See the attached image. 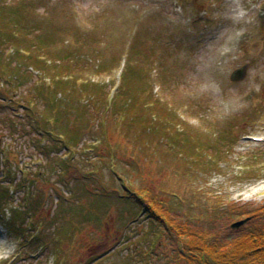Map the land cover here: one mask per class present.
<instances>
[{"label": "rangeland", "instance_id": "374dc122", "mask_svg": "<svg viewBox=\"0 0 264 264\" xmlns=\"http://www.w3.org/2000/svg\"><path fill=\"white\" fill-rule=\"evenodd\" d=\"M0 72V264L264 234V0H0Z\"/></svg>", "mask_w": 264, "mask_h": 264}, {"label": "trees", "instance_id": "16d2710c", "mask_svg": "<svg viewBox=\"0 0 264 264\" xmlns=\"http://www.w3.org/2000/svg\"><path fill=\"white\" fill-rule=\"evenodd\" d=\"M125 72L126 70H123L122 75ZM0 74L3 76L2 78L6 80L4 78L6 74L1 72ZM55 83L62 85L66 84L59 80H56ZM146 198L143 197V203L146 205L143 210L146 211V208L149 209L150 216L154 217V219L158 220L161 224L164 223L168 226L163 217L156 212L158 208H154L152 204L149 205V203L146 202ZM141 206H143L142 203ZM12 222V219H10L9 224ZM16 230L17 229H14L13 231L15 232ZM170 231L175 235L177 240H179V243L181 242L178 258L186 264H264V234L247 236L246 238L224 245H218L213 244L207 236L201 232L191 233L188 230L176 232V230L174 233L172 229H169V232Z\"/></svg>", "mask_w": 264, "mask_h": 264}, {"label": "water", "instance_id": "95a60500", "mask_svg": "<svg viewBox=\"0 0 264 264\" xmlns=\"http://www.w3.org/2000/svg\"><path fill=\"white\" fill-rule=\"evenodd\" d=\"M247 68L248 65H243L242 67L236 69L235 71H233L229 77V80L231 82H237V81H242L247 73ZM245 221H241L239 223L233 224L232 228L236 229L238 227H240Z\"/></svg>", "mask_w": 264, "mask_h": 264}, {"label": "bare ground", "instance_id": "6f19581e", "mask_svg": "<svg viewBox=\"0 0 264 264\" xmlns=\"http://www.w3.org/2000/svg\"><path fill=\"white\" fill-rule=\"evenodd\" d=\"M233 1H235V2L238 3L240 0H233ZM241 17H242V16H235L233 20H235V21H236L237 19H240V20H241V19L243 18V17H242V18H241ZM235 38H236V36L234 35V33H232L231 36H230V39H229L228 42H227V45H228V46L233 45V44H234V41H235Z\"/></svg>", "mask_w": 264, "mask_h": 264}]
</instances>
